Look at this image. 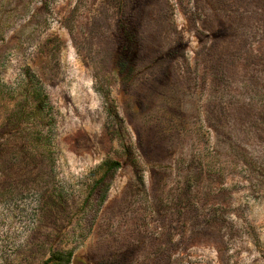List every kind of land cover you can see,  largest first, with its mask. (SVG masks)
<instances>
[{
    "label": "rangeland",
    "instance_id": "1",
    "mask_svg": "<svg viewBox=\"0 0 264 264\" xmlns=\"http://www.w3.org/2000/svg\"><path fill=\"white\" fill-rule=\"evenodd\" d=\"M69 251L264 264V0H0V264Z\"/></svg>",
    "mask_w": 264,
    "mask_h": 264
},
{
    "label": "trees",
    "instance_id": "2",
    "mask_svg": "<svg viewBox=\"0 0 264 264\" xmlns=\"http://www.w3.org/2000/svg\"><path fill=\"white\" fill-rule=\"evenodd\" d=\"M50 135H43V134H38L36 137L32 138V143L35 145V149L37 153H39L41 150L44 152H47L50 157L53 158V152L51 150V141H50ZM112 167L116 168L119 167L120 163L119 162H113ZM72 256V252H67V253H60L59 257L54 258V264L58 263L61 264L63 261V264H69L70 259ZM65 257V260H63Z\"/></svg>",
    "mask_w": 264,
    "mask_h": 264
}]
</instances>
